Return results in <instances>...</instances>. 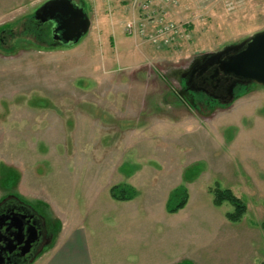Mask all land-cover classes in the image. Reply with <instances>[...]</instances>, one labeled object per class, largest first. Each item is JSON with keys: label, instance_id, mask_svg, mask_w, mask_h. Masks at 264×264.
<instances>
[{"label": "rangeland", "instance_id": "rangeland-1", "mask_svg": "<svg viewBox=\"0 0 264 264\" xmlns=\"http://www.w3.org/2000/svg\"><path fill=\"white\" fill-rule=\"evenodd\" d=\"M44 1L0 0V199L31 204L53 240L62 228L104 233L100 264H115L133 213L125 222L149 223L140 249L155 260L264 264V87L200 109L178 94L201 54L264 28V0H74L90 27L71 45L25 31ZM170 21L180 35L165 41L156 34ZM113 184L134 198L112 199ZM180 186L187 202L167 214ZM214 186L246 204L240 221L212 204Z\"/></svg>", "mask_w": 264, "mask_h": 264}, {"label": "flooded vegetation", "instance_id": "flooded-vegetation-1", "mask_svg": "<svg viewBox=\"0 0 264 264\" xmlns=\"http://www.w3.org/2000/svg\"><path fill=\"white\" fill-rule=\"evenodd\" d=\"M72 2L79 6L74 0ZM34 12L30 17L22 20L27 21L26 24L28 26L25 24V31H31L39 42L50 39L52 44L60 43L57 40H52L57 19L48 18L45 22H38L40 20L34 18ZM4 32L1 31L2 34ZM9 33L11 34L12 31H9ZM180 78L182 87L179 89L178 94L182 96L189 92L190 97H186L188 104L195 109H200L201 106L206 108L212 103H225V101L230 99L232 93L234 96L235 88L240 87L236 84L232 93H230L229 87L235 83L236 78L230 75L217 76L213 67L208 68L203 73H198L197 71L190 73L186 70L180 74ZM198 94H200L201 98L198 97ZM13 214L21 221L23 236L31 235L33 238L27 253L21 252L22 245L17 244L18 241L15 239V221L11 220ZM52 240L53 233L48 232L44 218L33 209L31 204L23 201L14 193H7L0 199V264H22L32 258L34 259L43 251V245L50 244Z\"/></svg>", "mask_w": 264, "mask_h": 264}, {"label": "water", "instance_id": "water-1", "mask_svg": "<svg viewBox=\"0 0 264 264\" xmlns=\"http://www.w3.org/2000/svg\"><path fill=\"white\" fill-rule=\"evenodd\" d=\"M34 18L45 22L48 18H56L52 40L60 44L71 45L87 33L90 20L82 7L72 0H46L34 12ZM213 67L215 75H230L236 78L229 87L230 93L236 84L247 88L250 85L264 87V28L256 31L242 40L226 45L216 51L205 52L194 60L187 69L190 73L205 72ZM233 94V93H232ZM225 103L230 102L233 95ZM15 221V239L21 244L22 253H27L31 247L32 236H23L21 221L13 214ZM19 222V223H16ZM21 239H23L21 241ZM33 260L30 259L29 262ZM28 262V263H29Z\"/></svg>", "mask_w": 264, "mask_h": 264}, {"label": "crops", "instance_id": "crops-1", "mask_svg": "<svg viewBox=\"0 0 264 264\" xmlns=\"http://www.w3.org/2000/svg\"><path fill=\"white\" fill-rule=\"evenodd\" d=\"M131 200V199H130ZM127 200V201H130ZM162 214L164 210H159ZM156 211H148L147 213L154 215ZM166 212V211H165ZM167 214H172L168 213ZM141 217L139 213H133L125 217L124 223L128 224L125 230L121 228L120 236L115 235V264H171L170 259L160 258L154 259L150 257L147 248L140 249V244L149 241L150 231L149 223L138 222L140 227L129 224L127 218ZM143 217V216H142ZM124 219V218H123ZM170 223V221H169ZM165 241V238H164ZM106 243L104 233H98L94 237H90L83 229L62 228L52 240L51 246L43 250V252L34 261L35 264H100L102 262V248ZM254 254V253H253ZM252 255V254H251ZM253 264V263H252Z\"/></svg>", "mask_w": 264, "mask_h": 264}, {"label": "trees", "instance_id": "trees-1", "mask_svg": "<svg viewBox=\"0 0 264 264\" xmlns=\"http://www.w3.org/2000/svg\"><path fill=\"white\" fill-rule=\"evenodd\" d=\"M212 195V204L214 206H220L227 202L232 206L230 211L225 212V217L231 222H238L244 216L247 206L246 204L236 196L229 188H220L214 186L210 189ZM135 190L128 184H113L109 188V195L112 199L118 201H126L134 198ZM188 194L185 187H177L169 194L166 203L165 210L168 213H174L182 208L187 202ZM261 228L264 229V220L261 222ZM26 261L22 264H27Z\"/></svg>", "mask_w": 264, "mask_h": 264}, {"label": "built area", "instance_id": "built-area-1", "mask_svg": "<svg viewBox=\"0 0 264 264\" xmlns=\"http://www.w3.org/2000/svg\"><path fill=\"white\" fill-rule=\"evenodd\" d=\"M160 7H163V6L161 5ZM126 28L128 29L129 33L132 32L131 23H127ZM141 32L142 31H140V33ZM156 35L162 36L165 41H167V40L172 41L175 38V35L177 36L180 34H179V30H178L177 26H175L173 24V22L170 21V22L163 23V25L160 28H158Z\"/></svg>", "mask_w": 264, "mask_h": 264}]
</instances>
